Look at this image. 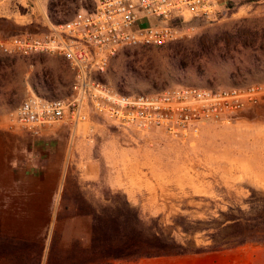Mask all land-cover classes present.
I'll use <instances>...</instances> for the list:
<instances>
[{
	"label": "rangeland",
	"instance_id": "rangeland-1",
	"mask_svg": "<svg viewBox=\"0 0 264 264\" xmlns=\"http://www.w3.org/2000/svg\"><path fill=\"white\" fill-rule=\"evenodd\" d=\"M87 5L88 0L1 1L0 37L42 33L46 18L63 21ZM184 29L181 37L161 46L121 48L99 79L127 94L264 80V68L232 75L235 66L247 65L255 55L264 64V51L258 50L264 49V0H220L209 19L188 21ZM243 39L249 46H241ZM0 59L6 61L0 69V99L14 100L9 106L0 103V116L30 94L59 98L68 93L71 75L60 57L0 54ZM42 79L51 92L41 86ZM28 135L0 129V264H76L95 256L90 215L98 216L99 224L110 218L118 222L124 201L146 224L154 220L188 250L236 248L228 247L236 241L237 228L224 223L231 216L264 226V101L228 124L204 125L184 140L159 130L118 128L90 113L62 131L61 154L49 158L61 169L50 179L47 158L34 153L31 166L29 146L39 140ZM111 184L130 187L132 200ZM104 238L100 235L98 243ZM244 245L252 254L247 264H264V243ZM167 257L174 256L107 264H174Z\"/></svg>",
	"mask_w": 264,
	"mask_h": 264
},
{
	"label": "built area",
	"instance_id": "built-area-1",
	"mask_svg": "<svg viewBox=\"0 0 264 264\" xmlns=\"http://www.w3.org/2000/svg\"><path fill=\"white\" fill-rule=\"evenodd\" d=\"M219 4L220 0H88L66 20L46 18L42 33L0 37V54L57 56L71 75L64 97L30 94L0 116V129L38 137L55 124L74 128L92 113L118 128L141 133L159 130L172 140H184L195 137L204 125L230 123L264 101V80L127 94L99 79L121 48L173 41L187 32L186 22L209 19Z\"/></svg>",
	"mask_w": 264,
	"mask_h": 264
},
{
	"label": "trees",
	"instance_id": "trees-1",
	"mask_svg": "<svg viewBox=\"0 0 264 264\" xmlns=\"http://www.w3.org/2000/svg\"><path fill=\"white\" fill-rule=\"evenodd\" d=\"M48 8L50 9L49 15L50 13L51 15H54L55 13L52 11L53 6H49ZM51 15L50 18L54 21L55 19H53V16ZM241 46L246 47L249 46V44H246L245 39H243L241 41ZM258 50L264 51L261 46H259ZM5 63L6 61L0 59V69ZM263 68L264 64L261 57L255 55L251 57L247 65L235 66L232 75L239 78L241 77L240 75H243V72L246 73L252 69L262 70ZM47 82L48 81L44 79L39 81L41 86L51 92L52 89ZM31 89L36 93L34 86H31ZM0 103L9 106L14 104V100L10 99V97L2 98L0 99ZM122 205V213L116 214L120 219L118 222L116 221V218H110L111 221L109 223L103 222L102 224H99L98 216L95 214L90 215L92 223L90 235L92 239H90V241L93 245L90 250L91 252L96 253V255L84 258L76 264H107L112 260L130 261L141 258L200 254L221 250L220 248L213 247V245L188 250L170 236L164 235L157 224H154V220L150 219L149 223L146 224L140 219L138 212L130 208L126 201H124ZM237 211L240 214V209H237ZM241 216L242 215L231 216L224 221V223L226 221L230 222L232 226L237 228V233L234 234L236 241L231 243L228 248L242 246L246 243L253 242L264 243V226L255 227L247 225L245 219ZM100 235H103L105 238L101 240V243H98L100 242Z\"/></svg>",
	"mask_w": 264,
	"mask_h": 264
},
{
	"label": "crops",
	"instance_id": "crops-1",
	"mask_svg": "<svg viewBox=\"0 0 264 264\" xmlns=\"http://www.w3.org/2000/svg\"><path fill=\"white\" fill-rule=\"evenodd\" d=\"M67 128L70 129L64 124H55L51 127H46L41 131L40 135L36 137L39 142L32 141L31 145L29 146V152L31 154H29L30 159L28 160H30V164L32 163L31 159H33L32 156L34 153L43 156L44 159L47 158L46 163H44V167H46L45 172H47L49 179L55 178L56 173L61 169L59 161H53L49 158L50 156L61 154V151H58L60 148L59 140L62 131L66 130ZM111 187L122 190L128 200H132L133 195L135 194L130 187L127 188L118 184H111ZM262 188L264 189V186H262ZM50 193H54L52 189ZM251 256V249L248 252L247 247L242 245L240 247L222 251L167 257L164 260L174 264H239V261L244 257V261H242L240 264H247Z\"/></svg>",
	"mask_w": 264,
	"mask_h": 264
}]
</instances>
